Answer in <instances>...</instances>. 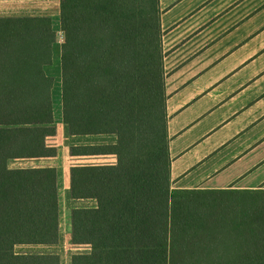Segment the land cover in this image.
<instances>
[{"label":"trees","instance_id":"obj_1","mask_svg":"<svg viewBox=\"0 0 264 264\" xmlns=\"http://www.w3.org/2000/svg\"><path fill=\"white\" fill-rule=\"evenodd\" d=\"M62 119L72 158L115 163L69 169L73 264H264V189H172L160 0H60ZM57 32L50 16L0 17V264H60L19 245L60 240L53 102Z\"/></svg>","mask_w":264,"mask_h":264},{"label":"crops","instance_id":"obj_2","mask_svg":"<svg viewBox=\"0 0 264 264\" xmlns=\"http://www.w3.org/2000/svg\"><path fill=\"white\" fill-rule=\"evenodd\" d=\"M160 9L172 189H264V0H160ZM59 15L60 0H0V17ZM81 137L89 136H71L61 123L57 157L9 166L55 167L70 194L67 173L74 165L66 170L55 163ZM68 198L64 215L60 203L59 243L28 245L31 254L73 264V256L91 253L71 242L72 210L83 207Z\"/></svg>","mask_w":264,"mask_h":264},{"label":"rangeland","instance_id":"obj_3","mask_svg":"<svg viewBox=\"0 0 264 264\" xmlns=\"http://www.w3.org/2000/svg\"><path fill=\"white\" fill-rule=\"evenodd\" d=\"M53 19V18H52ZM60 15L59 18L55 17L53 19V27L55 31L57 32L58 41L54 45V55L57 57L56 61H54L53 65L51 67H48L46 69L47 73L54 77L56 90H53L54 97V110H55V116H56V125L58 126L59 130L61 129V123H63L62 119V100H61V66H60V56H61V44L64 40V33L60 30ZM165 56V54L163 53ZM164 62V61H163ZM165 76H166V70ZM62 119V120H61ZM61 134V132H60ZM61 137V135H60ZM63 137V136H62ZM68 137V135H66ZM57 139H52L51 144L57 145ZM69 141V140H68ZM117 138L114 135H99V136H89V137H81L78 139L71 140L70 145H102V144H114L116 143ZM59 144V142H58ZM70 146V147H71ZM116 158L114 156H102V157H93V158H79V159H72L70 156H68L67 152H64L61 149L60 157L58 159V162L55 163V165L64 166L66 170L68 167L72 165H99V164H111L115 163ZM46 165V163L42 162H36V161H18L13 162L10 166L12 168H32V167H42ZM69 171V169H68ZM68 174V173H67ZM63 179V178H62ZM59 189H60V203L62 204V209L64 211L63 215L65 214L66 208L68 207L70 203V194L67 192L65 186L63 185L62 180L59 182ZM93 201L88 200H81L78 203L75 204L77 207H91L93 206ZM31 246H18L16 248V252L19 254H27L31 253L33 250Z\"/></svg>","mask_w":264,"mask_h":264}]
</instances>
